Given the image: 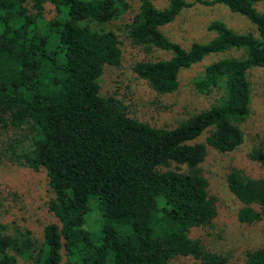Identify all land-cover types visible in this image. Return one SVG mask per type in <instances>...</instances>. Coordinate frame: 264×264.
I'll return each instance as SVG.
<instances>
[{
  "label": "trees",
  "instance_id": "16d2710c",
  "mask_svg": "<svg viewBox=\"0 0 264 264\" xmlns=\"http://www.w3.org/2000/svg\"><path fill=\"white\" fill-rule=\"evenodd\" d=\"M257 1L200 0L245 16L255 33L211 21L207 28L216 36L183 49L159 28L189 6L185 0H166L162 8L152 0L135 7L130 0H0V164L43 172V204L54 219L34 238L13 219L16 191L0 185V264H21L17 258L59 264L62 256L66 264H169L176 255L191 257L190 264H225L224 254L190 235L215 216L199 165L208 148L226 152L242 142L247 73L264 70ZM122 16L121 33L111 25ZM121 42L169 53L131 64L134 77L157 96L172 93L179 71L208 53L235 48L242 56L211 62L192 80L200 94L218 90L216 101L173 127H154L136 117L125 94L99 92L104 66L120 63ZM250 158L264 165V140ZM226 185L244 204L238 220L261 219L264 236V176L232 169ZM245 264H264V247L246 251Z\"/></svg>",
  "mask_w": 264,
  "mask_h": 264
},
{
  "label": "rangeland",
  "instance_id": "374dc122",
  "mask_svg": "<svg viewBox=\"0 0 264 264\" xmlns=\"http://www.w3.org/2000/svg\"><path fill=\"white\" fill-rule=\"evenodd\" d=\"M185 1L190 3L189 6L180 10L171 22L159 28L169 40L183 49H188L192 42L206 43L213 39L216 33L207 28L211 21H219L232 31L255 33V26L245 16L229 10L221 3ZM130 2L135 7L137 0ZM152 2L157 8L166 4V0ZM253 6L256 11L264 13V0L255 2ZM44 14L45 17L52 14L47 5ZM125 14L128 16V13ZM126 16L112 22L111 28L122 33L124 27L121 23ZM119 46L120 63L117 66H104L98 79L100 94H125V102L138 119L151 126L165 128L173 127L189 115L207 108L219 97L220 92L216 89L205 95L196 92L192 86V80L200 77L206 65L226 56H242L241 50L235 48L208 53L188 68L179 71L177 88L172 93L157 96L134 77L130 69L131 64L141 56L152 59L165 58L169 53L153 47L148 50L131 49L122 42ZM247 79L250 86V102L249 113L239 124L243 134L242 142L235 149L226 152L208 148L204 160L199 165L207 181V194L213 198L215 216L209 224L193 230L190 235L191 239L198 240L204 248L224 254L227 258L225 264H245L246 251L264 247L262 220L239 221L237 214L244 204L234 197L226 185V175L232 169L248 177L264 176V165L250 158L260 140H264V70L251 67ZM203 137L204 134L198 140L202 141ZM37 146L44 153L46 140H39ZM0 185L7 188L10 186L16 191L14 202L10 203L11 212H15V222L24 224L33 237L39 239L42 225L54 221L43 204L48 196L43 172L0 164ZM250 207L257 210L254 205ZM17 260L21 264H31L21 258ZM193 261L189 256L176 255L170 259L169 264H190ZM59 264H66L64 256Z\"/></svg>",
  "mask_w": 264,
  "mask_h": 264
}]
</instances>
